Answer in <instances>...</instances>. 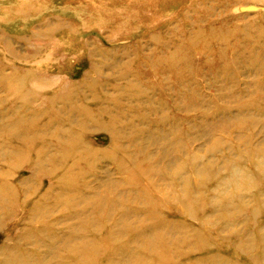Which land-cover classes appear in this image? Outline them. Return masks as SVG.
Masks as SVG:
<instances>
[{
  "label": "rangeland",
  "instance_id": "374dc122",
  "mask_svg": "<svg viewBox=\"0 0 264 264\" xmlns=\"http://www.w3.org/2000/svg\"><path fill=\"white\" fill-rule=\"evenodd\" d=\"M153 227L262 263L264 0H0V264Z\"/></svg>",
  "mask_w": 264,
  "mask_h": 264
},
{
  "label": "bare ground",
  "instance_id": "6f19581e",
  "mask_svg": "<svg viewBox=\"0 0 264 264\" xmlns=\"http://www.w3.org/2000/svg\"><path fill=\"white\" fill-rule=\"evenodd\" d=\"M102 218L106 220L110 218L109 220H111L110 216H103ZM89 222L93 221L90 220L88 223ZM161 228L158 227L157 229L156 227H153L149 233L147 231L139 232L138 238L142 243V251L139 252V255L137 256H131L130 259L128 258L123 260L124 262L122 264H191L187 261L188 257L190 256L189 254H185L184 252L175 249L177 243H174L173 239L171 238L173 232L170 233L167 231H162L160 230ZM113 241V243L112 240L103 242L104 244L102 245V250L104 251V254H101L102 252L99 249H90L92 257L88 256L86 259L82 257L81 260H79V257H77L78 259L76 260V263L74 262V264H117L114 261L113 256L112 258L108 257L109 253H113L115 255V253L119 254L118 252H123V250L124 252H127V250L125 251V249H123L118 251V249L123 246L122 242H116L115 240ZM109 247H111V249ZM201 247V249L204 250L209 247V239H207V237L203 239ZM261 264H264V258Z\"/></svg>",
  "mask_w": 264,
  "mask_h": 264
}]
</instances>
